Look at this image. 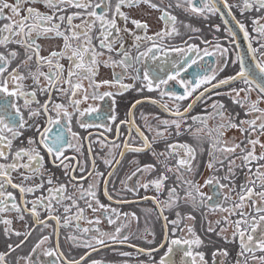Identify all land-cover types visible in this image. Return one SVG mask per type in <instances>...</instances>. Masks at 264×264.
Wrapping results in <instances>:
<instances>
[{
    "label": "snow or ice",
    "instance_id": "obj_1",
    "mask_svg": "<svg viewBox=\"0 0 264 264\" xmlns=\"http://www.w3.org/2000/svg\"><path fill=\"white\" fill-rule=\"evenodd\" d=\"M37 3L43 4L48 11L41 12L32 6ZM220 3L248 42L246 52L239 51L237 46L234 58L230 47L220 41L226 39L228 45H234L237 33L227 27L228 21L224 19L217 0H168L167 5L163 0L159 3L154 0H115V3L113 0H12L11 3L0 0V213L14 211L20 220L29 213L33 218L31 230L26 224L25 232L13 229L11 219L0 218V224L5 225V235L23 236L19 243L7 245L8 252H15L24 245L35 229H39L41 235L31 251L22 257L24 264H82L91 252L100 250L97 245L109 247L108 241L127 242L129 235L125 229L128 225L121 218H139L134 212H121L111 204L101 202L97 193L102 189L107 200L113 201L108 185L115 167L126 153L150 152L156 164L141 165L134 157L129 163L137 166L120 181L127 192L136 193L141 188L147 191L151 187L158 194L143 197L153 201L157 218L164 221L163 240L147 250L137 249L138 253L149 257V264H206L204 253L196 250L204 242L192 225L183 223L185 219L195 220V217L191 213L182 215L178 210L175 219L169 220L165 215V209H178L182 201L193 209L226 213L215 221L207 220V212L203 215L207 220V232L215 233L226 243L239 241L235 264H264V151L257 153V146L264 149V142L260 139L264 136V108L260 107L264 104V40L261 39L264 38V23L260 22L264 17L252 19V32L257 34L253 37L245 22L237 20L232 12L233 8L238 9L241 15L252 10L260 12L264 10V0H240L236 4L220 0ZM142 4L160 13L159 20L164 27L159 31L148 34L147 22L134 19L122 10ZM173 8L205 20L220 14L227 35L223 38L216 36L213 42L202 41L206 45L213 44L212 51L207 47L201 50L187 41L182 47L174 46L170 41L181 36V25L194 33L200 29L178 20ZM69 9L76 11L69 12ZM5 10L10 14L6 15ZM75 20H80V23H74ZM129 22L135 30L128 28ZM215 31H221L219 25L215 26ZM128 36L132 37L131 45H126ZM42 39H59L63 43L58 49L42 55L43 46L38 42ZM254 39L257 47H253ZM170 53L176 56L170 58ZM217 55L219 67L215 61H204V57ZM64 60L68 61L67 67L62 62ZM101 65L113 69L110 79L97 78ZM229 65L234 66L232 74L219 78ZM117 68L120 71H116ZM126 80L131 83H126ZM170 81L179 85L183 93L173 90ZM222 88L226 91H220ZM145 89L158 91L161 101L164 97L173 101L193 98L187 107L181 109L177 103L174 110L167 103L152 100L173 119L155 117L159 124L151 140L135 124L133 109L141 101L137 100L127 108L124 119L119 118L117 111V99L124 93L143 92ZM198 89L203 90L197 93ZM253 92L256 93L255 99L252 98ZM209 93L211 95H206ZM212 96L227 97L235 108L230 109L221 99L213 100ZM197 105L202 106L203 112L192 115ZM240 112L245 118L240 119ZM141 116L145 118L143 113ZM209 121L216 123L209 127ZM125 124L128 135L122 142H117L122 135L121 125ZM113 126L117 137L113 141L106 137L93 141L91 132L82 136L76 130L103 128L111 132ZM146 126L153 131L151 124ZM231 130L238 131L243 139L237 141L235 136L224 139ZM29 132L32 135H26ZM173 135H187L195 146L189 141L168 142ZM85 140L89 144L88 155L81 160L78 156H84ZM159 140L165 141L164 151L158 152L153 147ZM93 143H99L102 150L108 149L100 157L105 167L111 169L107 174L100 170L97 157L92 154ZM197 149L201 155L207 153L206 167L212 173L203 185L196 179L200 174ZM69 150L74 155L69 156ZM116 150H119V159L116 158ZM72 161H76L75 164ZM157 166L163 171L155 178L143 183L139 179L135 184L128 183L138 175L157 172ZM53 168L63 169V178L58 177ZM237 169L246 170L244 180L238 185ZM173 172L175 180L167 188V198L161 201L159 194L171 179L168 173ZM13 173L19 175L20 183L13 181ZM185 174H191V178ZM37 180L38 183H28ZM204 186H209L213 194L205 196L201 191ZM8 187L19 191V202L13 192L7 191ZM36 192L41 195L31 201L26 199V195ZM115 202L127 204L136 201L120 199ZM38 209L47 213L43 219ZM88 213L92 214L91 217ZM52 221L55 222L53 234L57 237L55 245L50 244V235L43 234L44 229L52 226ZM82 221L88 226L81 227ZM102 221L111 227L101 230L99 225ZM61 228H74L80 235L69 234L65 239L73 246L90 249L91 252L86 251L78 260H68L60 251ZM229 228L232 229L230 237L225 235ZM148 234L152 240L146 237L145 240L151 245L155 233L148 230ZM161 250L163 254L156 260L154 254ZM257 253L261 254L258 256ZM7 254L0 252V264H7ZM120 255L129 256L131 253L121 252ZM218 256L223 257L219 262ZM90 264L104 262L91 260ZM213 264H229L228 250L219 248L214 251Z\"/></svg>",
    "mask_w": 264,
    "mask_h": 264
},
{
    "label": "flooded vegetation",
    "instance_id": "obj_2",
    "mask_svg": "<svg viewBox=\"0 0 264 264\" xmlns=\"http://www.w3.org/2000/svg\"><path fill=\"white\" fill-rule=\"evenodd\" d=\"M9 2L11 3L12 0H9ZM154 2L159 3L160 0H155ZM239 2H240V0H237L236 2H233L232 0H228L229 4H236ZM113 3H115V0H113ZM163 3H164V5H167L166 3H168V1L163 0ZM32 6L35 8H38L41 12L48 11V9H46L43 6V4H41V3H37V4H34ZM25 7H27V5H25ZM141 7L143 9H145L146 12H151V13H153V11L157 12L156 17H157L158 27H155L156 22L154 23L147 16L139 15L137 13L138 8H141ZM122 10L125 11L126 13H128L134 19H138V20H141L143 22H147L149 25L148 34H152L153 32L159 31L161 28L164 27L163 22L159 20L160 13L156 10L150 9L147 5L142 4L136 8H124ZM71 11H76V10L75 9H69V12H71ZM172 12L174 15H176L178 17V20H181L185 17L186 18H192L193 17L196 19H192L191 21L195 20L196 25H198L199 23H202L201 19H203V18L188 16V15L184 14L181 10H179V12H178L177 10H174V8L172 9ZM232 12L235 15V17H237L238 20H242L243 22H245V24H246L249 32L251 33V35L253 37H256L257 34L255 32H252L251 24L247 23V21H244V19L242 17H240V15H241L240 11L236 8H233ZM5 14L9 15L10 13H8V11L5 10ZM217 17H219L218 14L212 16V18H217ZM257 17H264V10H261L260 12L256 13L253 16V18H250V19L252 21V19L257 18ZM219 19H220V17H219ZM220 21L222 23L221 19H220ZM260 22L264 23V19H261ZM0 23H2V22H0ZM74 23H77V22L74 21ZM118 23L121 24V26H122V22L118 21ZM77 24H79V23H77ZM127 26L129 29L135 30V26L133 24H131V22H129ZM223 26L225 27L224 24H223ZM180 31H181V36L174 37L170 41V43L172 45L182 47V46H184V41H187V43H189V44H194V45L198 46L201 50H203L204 48L207 47V45H205V46L202 45L203 40L197 34L185 35V33L183 32L184 30H183L182 25L180 26ZM189 37H191V39H189ZM125 40H126V45L132 44V37L128 36L125 38ZM38 42L43 46V51L41 52L42 55H47L49 51L58 49L63 43L62 40H59V39H51V40H43L42 39ZM253 42L257 43L255 39L253 40ZM94 43H96V41H94ZM253 46H254V44H253ZM12 47H16V46L13 45ZM143 50L144 49L141 48V51H143ZM208 50L212 51V48H208ZM133 51L135 52L134 49H133ZM189 55H192V54L190 53ZM201 55H202V52H201ZM175 56H176L175 53H170V58H174ZM232 57L233 58L235 57V46L234 45L232 48ZM104 58H106V57H102V59H104ZM218 60H219L218 55L215 57H204V61L206 63H213L215 61L216 66L219 65ZM62 62L65 64V67H67L68 61L64 60ZM148 63H152V62L148 61ZM194 68H195V66H194ZM112 71H113L112 68L104 67L103 65H101L100 69H99V76L97 78L98 79H110ZM116 71H120V69L117 68ZM191 71L192 70L189 71L188 75L191 74ZM141 75H142V72H141ZM182 75H184V74H182ZM125 82L131 83L130 80H126ZM29 83H30V81H29ZM86 83L87 82L85 81V84ZM169 83H170L173 90H175L181 94L183 93V89L180 88V86L177 85L174 81H170ZM103 90H106V89H101V91H103ZM201 90H203V89H198L197 93ZM194 95H196V93H194ZM152 99L161 101V97L159 96L158 91L149 92L147 89H145L143 92L129 91V92L124 93L122 98L117 99V111H118L120 119L125 118L126 110L131 104L135 103V101H137V100L141 101V103L139 105H137L136 108L133 109L135 124H136V126H139L142 131L145 132V135H147L150 140L153 137V132L149 131L146 125L151 124L153 126V130H154L155 127L158 126V124H159V121L157 119H155V117H159L160 119H168V120H170L172 118V116H170L169 113H166L157 104L152 103L151 102ZM191 99H192V97H189L185 101H173L167 97H164L161 102L167 103L168 107L174 110L177 103H179L181 105V109H182L183 107L186 106V104ZM224 99H226V97H224ZM227 105L228 106L230 105L229 106L230 109L233 108V105L231 104L230 100L227 101ZM238 111H239V109H238ZM141 113L144 114V117L146 119L142 118ZM200 113H202V106L197 105L193 109L191 114L196 115V114H200ZM242 117H244V113H243ZM76 130L79 131L82 136H87L88 132H91L93 141L102 140L105 137L107 138L108 141L117 140L114 126H113V130L111 132H106L103 128H99V129L93 128V129H89L88 131L76 128ZM120 131H121L122 135L119 137V140H117V142H122L123 139L128 135V126L126 124L121 125ZM172 131L174 132L175 130L173 129ZM132 134H133V136H135L134 130H133ZM26 135H32V133L29 132V133H26ZM165 135L167 136V133H165ZM230 137H232V136H228V138H230ZM175 138L176 137L173 135V137L170 138V140L168 142H173V141L184 142V141H187L186 138H188L189 141L191 142L190 138L187 135L180 137L181 140H177ZM137 143H139L138 139H137ZM153 147L158 152L164 151L165 141L159 140L153 145ZM88 148H89L88 141L87 140L83 141L84 156H78L79 159L83 160L84 157H86L88 155ZM92 149H93L92 154L97 157V163L99 165L100 170L104 171L105 174H107V172L111 171V169L105 167V165L103 164L100 157H103L104 154L108 151V149L104 148L102 150L99 143H93ZM118 153H119V150H116L115 154H116L117 159H119ZM68 155L72 156V155H74V153L71 150H69ZM76 155H78V154H76ZM134 157L139 160L141 165L148 164V163L156 164V160L151 155L150 152H145V153H140V154L126 153V155H125L124 159L121 161V163L115 167V171H114L113 176L111 178V181L108 185L109 191L114 196V200L108 201L107 198L104 196L102 189L100 191H98L97 195L99 196L101 202H103L105 204H111L112 207L117 208L121 212H129L128 210H124L129 205L132 207L133 205L137 206L140 204L143 207H148L149 210H152L149 212L152 213L154 216L155 215L157 216L158 213L156 211V206L153 203V201L151 199H148V200L143 199V197L157 196L158 194L155 191V189L150 187L147 191H145L144 189L141 188L138 192L131 193V192H127V191L123 190V185L120 183V181L122 179H124L126 177V175L130 174V172L133 171L135 169V167L137 166L136 164H130L129 163V161H131ZM75 162L76 161H72L71 163L75 164ZM88 163H89V167H90L91 161L89 160ZM49 167H52V166L49 165ZM157 167H158L157 172H153L151 174L145 173L142 176L138 175V177H134L133 180L129 181L128 183L129 184H135L136 179H139L140 182L143 183L146 180L153 179V178H151V176H154V178H155L160 171H163L162 168H160L159 166H157ZM53 171L55 172V174L58 177L63 178V169L53 168ZM77 175H79V173H77ZM168 175L171 177V179H169L166 182L165 190L159 194V199L161 201H164L167 198V188L172 186V184L175 180V176L173 173H168ZM13 181L15 183L21 182L20 177L17 173H13ZM33 182L38 183L39 181L38 180L37 181H29L28 183H33ZM113 185L115 187V191H113ZM7 191L13 192V194L17 198V202H19L20 193L17 189H12L11 187H8ZM39 195H41L40 192H36L35 194L26 195V199L31 201L32 199H34L35 196H39ZM120 199H124V200H128V201H136V202L135 203H127V204H118L115 202L116 200H120ZM146 205H148V206H146ZM21 207H24V205H21ZM28 207L30 208L31 204H29ZM38 211L41 212V219H43L47 215V213H45L42 209H38ZM73 211H75V210H73ZM176 211H177L176 209H173L172 211L165 209V215H167L169 217V220L175 219L176 218V215H175ZM60 214L61 215L63 214L62 208L60 209ZM88 215L91 217L92 214L88 213ZM96 215H99V213H97ZM24 216H25V219L20 220L17 218V213L14 211L6 212V213H0V218L11 219L13 221L11 227L13 229H15L16 231H20V232L26 231V227H25L26 224L30 226L28 230H31L33 218L31 217V215L29 213H25ZM121 219L123 220L124 223H126L124 217H122ZM50 223L52 226L44 229L43 234L44 235H50L51 234L52 235V238H51L52 244L51 245H55L56 240H57V237L53 234V227L55 226V222L52 221ZM163 224H164L163 220L160 219V230L161 231L160 230L156 231L158 233V236H156V233L154 231L155 240H154L153 244H151V245L146 243V240H145V237L148 240H152V236L148 234V230L144 229L142 231H139L134 226H130L127 224L128 227H127V229H125L126 233L129 235V239L127 242L120 244V243H113L111 241H108L107 243L110 246L109 247H100L99 245H97L96 247H98L100 249L97 252H91L90 249H85V248L73 246L68 240L65 239V237L69 234H74L76 236H79L80 233L75 232L74 228H61L60 229V236H59L60 251L65 254V257L68 260H78L80 258V256L83 255L86 251L91 252V255L89 257H87L86 260L84 262H82V264H89L91 260H101L104 262V264H140V262H144V264H149V257L145 254L138 253L137 249L143 248V249L147 250L150 247H155L161 240H163ZM80 226L81 227H87L88 225L82 221ZM99 227L101 230H108L111 226H109L106 223V221H102V223L99 225ZM171 227H172V225H169V228H171ZM4 228H5V225L0 224V235H1L0 241H2L3 244L8 245L9 243H12L13 245H15V244L19 243L20 240L23 239V236L17 237L15 235H5ZM40 235H41V232L39 229L33 230L32 236L29 237L28 241L25 242V244H27L26 245L27 251L31 250V247L34 245L37 237ZM45 247H46V245H45ZM41 251H43V247H42ZM0 252L8 253L6 256L7 264H17V262H15L16 259L11 257V255H10L11 252H8L7 247L5 250L0 249ZM121 252H128V253H131V255L121 256L120 255ZM162 254H163V250H161V252H159V253H155L154 258L156 260H158L160 255H162ZM43 259H46V258H43ZM176 260L177 261L179 260V254H177ZM19 264H21V263L19 262Z\"/></svg>",
    "mask_w": 264,
    "mask_h": 264
},
{
    "label": "rangeland",
    "instance_id": "obj_3",
    "mask_svg": "<svg viewBox=\"0 0 264 264\" xmlns=\"http://www.w3.org/2000/svg\"><path fill=\"white\" fill-rule=\"evenodd\" d=\"M165 1H168V0H165ZM232 1L236 2L237 0H232ZM174 10H177L179 12V9L174 8ZM137 13L139 15L147 16L152 22H154V23L156 22L155 27H158V22H157V17H156L157 12H155V11H153V13L146 12V10L141 7V8H138ZM256 13H258V12L255 10H252V11L245 13L244 15H240V17H242L244 19V21H247V23H250L252 28H253L254 25L252 24V21L250 18H253V16ZM192 19H196V18H193V17L192 18H186L185 17L181 20L186 22V23H190L195 28H199L200 31L194 33V32L188 31V30L183 28V30H184L183 32L185 33V35L197 34L200 38H202V40H208L210 42H213L214 38L216 36L223 38L227 35L226 32L224 31L225 27L223 26V23H221L219 17L212 18V16H211L207 20L201 19L202 23H199L198 25L195 24V22H196L195 20L191 21ZM75 22L80 23V20H75ZM216 25L220 26L221 31L219 33H217L215 31ZM262 40H264V38H262ZM220 42L225 46H229L231 54H232L233 45H228V41L226 39H222ZM253 44H254V47L258 46L257 43H255V42H253ZM202 45L205 46L206 44L202 43ZM207 48H213V44H211V43L208 44ZM217 67H219V65H217ZM233 67H232V65L226 66L224 71L219 74V78H223L227 75L232 74ZM220 91H226V89L222 88V89H220ZM206 95H211V94L209 93ZM255 97H256V93L253 92L252 98L255 99ZM212 98H213V100L221 99L225 104H227V101L229 100L227 97H226L227 100L224 99V97L212 96ZM209 103H211V101H209ZM260 107L264 108V104H261ZM233 108H235L234 105H233ZM235 110L238 111V108H236ZM202 112H203V108H202ZM242 115H243V112L242 113L240 112V119L245 118V117H242ZM171 119H173V117ZM214 123H216V122L215 121H209V126L212 127L214 125ZM245 127H246V125H245ZM152 132L154 135L155 134L154 130ZM228 136H232V137L235 136L237 141H239L240 139H243L241 134L236 130H231V131L227 132L224 139H228ZM253 138H255V134H254ZM175 139L181 140L180 137H176ZM260 139L262 142H264V136H261ZM186 140L189 141L188 138H186ZM191 142L195 146V142L194 141H191ZM204 147L207 148V144H205ZM263 150L264 149H261L259 146H257V153H259L260 151H263ZM237 151H239V150H237ZM197 152H198L197 159L200 161V167H199V173L200 174L197 175L196 179H197L199 184L203 185L204 180L207 179L209 176H211L212 173H211V170L207 169V167H206V163L208 160L207 153L205 152L204 154L201 155L199 153V149H197ZM180 154L182 155L183 153H180ZM172 163H174V161ZM239 163H240V161L237 160V164H239ZM244 171H246V170L237 169V181H236L237 185L244 180ZM173 174L175 176L174 172H173ZM220 174L223 175V173H220ZM185 175L187 178H191V174H185ZM151 178H154V176H151ZM201 191L205 194V196H209V195L213 194V192L209 186L202 187ZM233 199H235V195H233ZM146 206H148V205H146ZM124 210H128L129 212H127V213H133L134 212L136 214V216L139 218L138 220L133 219L131 216L124 218L128 225L134 226L139 231H142L144 229L151 230L152 232L155 231L156 236H158V233L156 231L160 230V219H158L156 215L154 216L152 213H150L148 207H143L140 204L137 206L133 205L132 207L129 205ZM176 210L180 211L182 215H187V214L191 213V215H193L195 217V220L185 219L183 223L192 225L194 227L196 234L204 242L196 250L204 253V260L206 261V264H213V252L219 248L227 249L229 252V264H235V256H236V252L238 251V248H239V241H237V243L235 242L233 248H231V246L229 245L231 243H226L225 245L224 244L216 245L215 244L216 239L212 236V234H214V233L207 232V220H211V221L218 220V219H220L221 215H226V213H220L219 211L212 212V211H209L208 209H193L190 205L185 204L183 201L181 202L179 208ZM204 212L208 213L207 220H205V218H204V215H203ZM181 227H183V224L181 225ZM216 231L217 232L220 231L219 227H217ZM231 232H232V229L229 228L228 232L225 233V235L230 237ZM209 234H210V236H209ZM178 235L183 236L184 233H178ZM0 237H1V235H0ZM51 238H52V235L50 234V244H52ZM219 238L221 239V237H219ZM26 245L27 244L21 246L15 252L10 253L11 257L16 259L15 262H17L18 258H21V259H19V262L21 264H24V260L22 259V257H25L31 251V250L30 251L26 250ZM6 247H7V245L3 244L2 241H0V249L5 250ZM260 254L261 253H257L258 256ZM221 259H223V257L218 256L217 262H219ZM253 264H258V262H253Z\"/></svg>",
    "mask_w": 264,
    "mask_h": 264
},
{
    "label": "water",
    "instance_id": "obj_4",
    "mask_svg": "<svg viewBox=\"0 0 264 264\" xmlns=\"http://www.w3.org/2000/svg\"><path fill=\"white\" fill-rule=\"evenodd\" d=\"M217 3L221 9V12L223 13V17L224 19H226L228 21V25L227 27H230L232 28L234 31H236L237 33V38H236V42H235V45H236V49H237V46L239 47V51L241 52H246L247 50V44L248 42L245 41L244 37H243V33L239 32V29L237 28L235 22L232 20V17L228 15V10L224 8L223 4L220 3V0H217ZM220 15V14H219ZM234 15V14H233ZM221 17V15H220ZM222 20V19H221ZM222 23L224 24L223 20H222ZM225 25V24H224ZM202 91V90H201ZM193 99V98H192ZM192 99L188 102L190 103L192 101ZM152 100H155V99H152ZM158 101V100H157ZM162 103V102H161ZM188 103L186 104L185 107H187ZM159 107L160 105L157 104ZM161 108V107H160ZM183 109V108H182ZM166 112V111H165ZM168 113V112H166ZM164 223V221H163Z\"/></svg>",
    "mask_w": 264,
    "mask_h": 264
},
{
    "label": "trees",
    "instance_id": "obj_5",
    "mask_svg": "<svg viewBox=\"0 0 264 264\" xmlns=\"http://www.w3.org/2000/svg\"><path fill=\"white\" fill-rule=\"evenodd\" d=\"M209 236H210V234H209ZM212 236L216 239V243H215L216 245H220V244H224L225 245L226 244V242L222 238L220 239L219 236H217L215 233L212 234ZM237 241L238 240H236L235 242L237 243ZM235 242H232L231 244H229L231 246V248L234 247Z\"/></svg>",
    "mask_w": 264,
    "mask_h": 264
},
{
    "label": "bare ground",
    "instance_id": "obj_6",
    "mask_svg": "<svg viewBox=\"0 0 264 264\" xmlns=\"http://www.w3.org/2000/svg\"><path fill=\"white\" fill-rule=\"evenodd\" d=\"M218 15H219V14H218ZM234 16H235V15H234ZM219 17H220V15H219ZM220 19H221V17H220ZM234 46H235V52H236V50H237V49H236V45L234 44ZM253 47H254V46H253Z\"/></svg>",
    "mask_w": 264,
    "mask_h": 264
}]
</instances>
